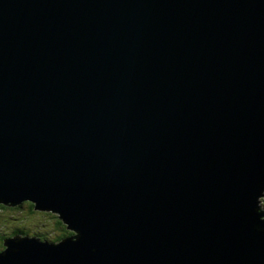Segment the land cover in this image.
I'll use <instances>...</instances> for the list:
<instances>
[{
    "label": "water",
    "instance_id": "obj_1",
    "mask_svg": "<svg viewBox=\"0 0 264 264\" xmlns=\"http://www.w3.org/2000/svg\"><path fill=\"white\" fill-rule=\"evenodd\" d=\"M263 198L264 0H0V204L73 233L0 264H264Z\"/></svg>",
    "mask_w": 264,
    "mask_h": 264
},
{
    "label": "rangeland",
    "instance_id": "obj_2",
    "mask_svg": "<svg viewBox=\"0 0 264 264\" xmlns=\"http://www.w3.org/2000/svg\"><path fill=\"white\" fill-rule=\"evenodd\" d=\"M262 210H264V198L261 201ZM0 208V236L5 238L11 234L16 227L25 226L30 231L43 232L46 235L52 234L54 228V213L30 211L28 205H22L20 209L12 207ZM58 217V215H56ZM60 220V219H59ZM3 241V240H2ZM1 242V238H0Z\"/></svg>",
    "mask_w": 264,
    "mask_h": 264
},
{
    "label": "trees",
    "instance_id": "obj_3",
    "mask_svg": "<svg viewBox=\"0 0 264 264\" xmlns=\"http://www.w3.org/2000/svg\"><path fill=\"white\" fill-rule=\"evenodd\" d=\"M28 205L30 211L34 212V205L31 204L30 202H25L22 203L19 206H16V208L20 209L22 205ZM0 208L2 209H13L12 206H6V205H1L0 204ZM53 219H55V223H54V228H53V233L46 235V233L43 232H36V231H30L29 229H26L25 226H20V227H16L15 230L11 231V234L8 235V237H2L1 238V242H0V252L3 251L5 249L4 247V242L7 238L12 237V236H17V235H22V236H26V237H38L39 239L43 240V241H48V242H60L62 239H64L65 237H69L71 236L73 233L71 231H69L66 227V225L59 220V218L56 215H53ZM3 240V241H2Z\"/></svg>",
    "mask_w": 264,
    "mask_h": 264
}]
</instances>
